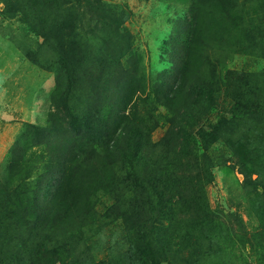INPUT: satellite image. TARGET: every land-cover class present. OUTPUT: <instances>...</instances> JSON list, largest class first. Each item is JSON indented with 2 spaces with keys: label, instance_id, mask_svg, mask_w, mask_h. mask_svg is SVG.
Wrapping results in <instances>:
<instances>
[{
  "label": "rangeland",
  "instance_id": "374dc122",
  "mask_svg": "<svg viewBox=\"0 0 264 264\" xmlns=\"http://www.w3.org/2000/svg\"><path fill=\"white\" fill-rule=\"evenodd\" d=\"M46 6L0 0V191L24 200L20 226L0 223V264H264V0ZM139 132L126 205L117 150ZM78 156L84 175L44 216L58 178L36 172Z\"/></svg>",
  "mask_w": 264,
  "mask_h": 264
},
{
  "label": "trees",
  "instance_id": "16d2710c",
  "mask_svg": "<svg viewBox=\"0 0 264 264\" xmlns=\"http://www.w3.org/2000/svg\"><path fill=\"white\" fill-rule=\"evenodd\" d=\"M51 1L52 0H46V2H47L46 7L49 9H51V7H50ZM54 1H56V0H54ZM42 5L44 6V4H42ZM51 5L53 6V4H51ZM46 7H44V8H46ZM59 10H60V7H59ZM61 26L62 25H58V27H61ZM162 74H165V75L161 79V81L159 83L160 87L158 89V91L161 93L160 95L165 97V100H164L165 102H162V104H166L167 106H168V104L172 105V104H174V101L176 100L180 89L171 90V87L177 86L186 76L182 70V66H180V65H176L175 68L172 69V71H163ZM185 115H186V118L184 117ZM193 115H194V113L191 114L189 112V114H187L184 111H182V114L179 117V121L184 122L187 125H190L191 120L194 118ZM178 127H179V131L181 132L183 130V127L181 125ZM138 134L139 135L134 137V138H126L125 139L126 142L124 143V145L118 147V150H117L118 153L120 154V159H121L120 162H122L121 164H123L122 165L123 174L120 177L117 185L115 184L116 189H114L113 192L116 194L118 193L119 194L118 200L120 202H122L123 204H126V205H127V200H128L127 196L130 192V190H129V185L131 184L130 180H132L135 177L133 172L131 173V170L133 169L132 168V161L130 160L131 159L130 158L131 153H134L135 156H139V153L144 146V142L146 143V141L148 140V139H146L147 135L145 137L141 132H139ZM182 138L184 140L188 139L187 136L185 135V132L182 134ZM133 141H134V144H131V143H133ZM131 145H132V149H134V151H136V152H133V151L129 152V148H131ZM149 145H150V150H152V148L154 150V148L156 146H158L157 143L156 144L149 143ZM107 150L109 152L112 151V149H110L109 147L107 148ZM134 155H133V157H134ZM141 158L142 157H138L139 160ZM127 159L130 161H128ZM80 160L81 159L78 156V157H76V159L68 158V159H65L64 161H58L57 163H55V161H53V160L48 161L49 164H48V166L47 165L45 166L46 168L45 167L41 168L40 171L36 172V175L38 176V178H41V177L45 178V175H46L45 186L50 179L55 178V176L58 178V180L56 181V183H57L56 188H54V189H49V187L47 188V191H51L52 193H50V195H46L48 197V199H47V205H44V212H43L44 216L50 217L53 209H55L56 205L54 206L53 202H52L53 193L56 191L57 192L60 191V190L58 191V189H57L58 184L61 183V185H62L64 183V179L66 178V174L68 172H70L71 175L73 174V177H71L69 179V189L70 190H73L72 184L74 182L78 181L81 178V176L84 175V173L82 174V170L88 166L83 167V165H81L79 162ZM34 161L36 163L37 162H41V163L44 162L43 157H40V158L37 157L34 159ZM114 163H116V162H114ZM67 180H68V178H67ZM76 186H79V185H76ZM40 187L41 186L39 185L38 190ZM153 187L155 189L156 197H157L158 201L162 202V196H161L162 194L160 193L158 188L157 189L155 188V184H153ZM47 191L45 193H47ZM134 192H136V191L134 190ZM19 193H20L19 186H16L15 189H13V193L7 192V194H6L3 191H0V219H1L0 223L3 221L6 226H10L11 224H13L16 227L21 225V224L18 225L17 222H20L22 220V217L20 216V213H19V209L22 207H19V206H21L23 204L22 201H24V200H21L19 198ZM139 194L141 195V198H142V194L141 193H139ZM10 197H11V201L9 202L8 198L10 199ZM4 198H5V200H4ZM137 198H138V195H137ZM137 200H139V199H137ZM200 202H201V199H200ZM139 203L140 202H138V204ZM66 204H67V199L65 198V193H64L63 198L59 199V204H57V206H56L57 209H55L56 210L55 215H57L58 210H60ZM140 207L142 208V206H140ZM200 208H201V206H198L196 208V210H199ZM17 213H19L18 217H15ZM135 215L136 214H134V217H132V218L137 219V216H135ZM51 218H52L51 220L53 221L54 218L53 217H51ZM127 221H131L130 218L127 219ZM43 224H44V221L40 220L39 226H37V227L33 226L34 227L33 229L37 230L38 228L41 227L40 225H43ZM23 226H25V223L22 224V227ZM0 229H1V226H0Z\"/></svg>",
  "mask_w": 264,
  "mask_h": 264
}]
</instances>
